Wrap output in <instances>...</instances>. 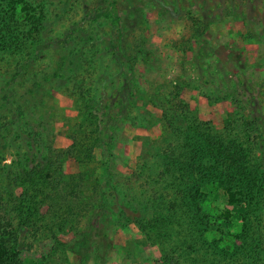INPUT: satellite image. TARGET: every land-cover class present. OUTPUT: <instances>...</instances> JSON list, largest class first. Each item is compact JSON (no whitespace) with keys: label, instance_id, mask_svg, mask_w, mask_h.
I'll list each match as a JSON object with an SVG mask.
<instances>
[{"label":"trees","instance_id":"1","mask_svg":"<svg viewBox=\"0 0 264 264\" xmlns=\"http://www.w3.org/2000/svg\"><path fill=\"white\" fill-rule=\"evenodd\" d=\"M187 1L194 39L211 22L233 21L241 24L237 42L264 44V16L248 5L263 8L264 0H227L221 19L200 11L208 0H72L71 27L62 34L46 26L52 0H0V62L13 61L15 79L41 88L21 105L5 78L10 69L0 71V136L15 146L6 162L0 144V214L9 215L0 218V264H24L22 233L49 248L31 264H62L67 256L75 259L69 264H108L116 252L110 231L128 225L161 248L165 264H199L210 252L216 264H264V56L249 64L229 52L218 57L223 65L208 67L214 78L203 81L196 56L177 60L156 51L146 35L153 13L162 22ZM55 45L68 52L65 73L53 70ZM244 72L254 76L245 81ZM200 90L209 103L229 105L221 127L186 98ZM59 92L77 111L66 149L55 145L52 101ZM125 123L146 131L133 165L118 152ZM67 157L98 163L100 172L66 174ZM214 188L244 219L235 249L212 251L209 227L197 228L200 202ZM230 214L217 216L222 232ZM126 258L143 262L132 253Z\"/></svg>","mask_w":264,"mask_h":264},{"label":"rangeland","instance_id":"2","mask_svg":"<svg viewBox=\"0 0 264 264\" xmlns=\"http://www.w3.org/2000/svg\"><path fill=\"white\" fill-rule=\"evenodd\" d=\"M52 1L54 4L50 6V17L46 26L52 27V32L59 30L58 32H60V34L67 33L69 27H71V22L68 20V6L72 0ZM195 1L197 4H203L201 2L199 3L198 0ZM226 1L227 0H208L210 6L205 8V10L201 8L200 11L202 13H207L209 16H217L218 14L220 16V9H222ZM180 3L178 8L187 7L186 5L189 6L188 1L185 3L183 2L184 4H182V2ZM248 5L253 7L252 11L256 16H264V7H256L253 1L248 2ZM195 8L198 9V6L195 5ZM113 9L116 8L113 7L112 10ZM112 10L108 11V15L111 16ZM218 18L221 19L222 17ZM16 20L20 27L24 29L28 28L27 20L23 15H16ZM190 24V20L186 17L183 8L180 14L175 17L167 15L162 22H158V14L155 12L152 15L146 35L155 46V50L160 51L162 55L177 60L196 56L197 73L199 72L200 76L203 75V81L207 76L210 79L214 78L215 74L211 73L208 67L213 63L215 65H219L218 63L223 65L224 63L220 62L218 57H221V60L224 61V55L229 52L237 57V60L245 61L249 64L255 63L260 55L264 56V44L243 45L237 42L236 32L241 24H237L233 21L230 24L220 21L215 23L211 22L208 29L209 32L203 37L196 39L192 36V26ZM92 25L93 22L88 23L89 28H91ZM55 46L53 51L49 53V58L53 62V70L59 73H65L66 65L68 64V52L61 45ZM11 66H13V68ZM14 68H16V65L13 61L6 60L0 62V71L10 69L11 72H8L5 78L8 83H11V86L14 87L18 103L22 105L40 93L41 88L40 84L36 83L34 80L29 82L15 79L13 76ZM253 76L254 72L242 73V79L245 81H249ZM54 96L52 106L55 109V118L57 119L55 145L58 148L66 149L71 143L68 124L75 121L74 117H76L77 111L74 109L72 99L68 93L59 92ZM186 98L203 119L211 120L217 127L222 126L223 119L229 112V105L227 103L211 104L206 100L201 90L188 91L186 93ZM125 125V129L122 131V143L118 148V152L126 164L133 165L141 148L140 137L145 136L146 131H137L128 123H125ZM150 133L153 134L152 131H150ZM3 138V136H0V144L4 147L3 151L6 153L4 154L7 158L6 162H11L12 155L15 153V146L10 141L7 142ZM64 170L66 174H74L87 170L88 173L92 172V176H95L99 174L100 167L98 163H91L88 166H84L76 159L67 157L64 161ZM200 207V216L203 218L202 221H198L200 226L198 223L197 228L206 229L207 226L209 227L210 231L206 232V240L213 244V246H211L212 251H221L227 248L231 250L242 245V239L235 238V236L242 233L244 219L238 207L226 204V198L222 191L215 188L209 189L208 196L200 202ZM227 209L231 213L229 227H223L224 232H222L223 230L220 229L221 220H219L217 216H223L224 211ZM205 215L210 217V219ZM0 218H9V215L2 213L0 214ZM207 222L210 224H207ZM227 230H229V232ZM228 233H230V235H228ZM110 237L115 243L116 252H114L113 258L108 264L132 263L131 260L126 258L127 253L138 256V258L143 261L141 264H165L161 248L149 240L134 225L115 227L110 231ZM21 242L24 243L21 254L24 264L33 263V261L40 258L42 254L46 255L49 249L38 245V241L35 238L26 236L23 233L21 234ZM47 244L48 247L53 245L50 241ZM67 257L66 260L62 261V264H69L75 260L71 256ZM216 262L217 260L213 259L212 252L207 255L206 260H199V264H216ZM54 264L61 263L58 262Z\"/></svg>","mask_w":264,"mask_h":264}]
</instances>
